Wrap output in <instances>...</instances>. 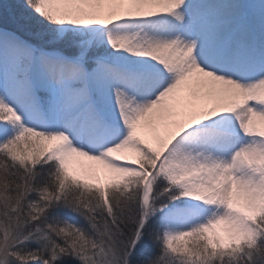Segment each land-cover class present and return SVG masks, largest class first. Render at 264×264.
<instances>
[{
    "label": "snow or ice",
    "instance_id": "obj_1",
    "mask_svg": "<svg viewBox=\"0 0 264 264\" xmlns=\"http://www.w3.org/2000/svg\"><path fill=\"white\" fill-rule=\"evenodd\" d=\"M0 264H264V0H0Z\"/></svg>",
    "mask_w": 264,
    "mask_h": 264
}]
</instances>
